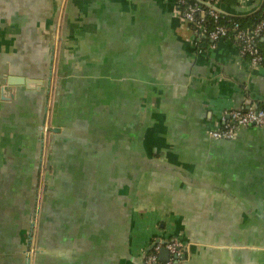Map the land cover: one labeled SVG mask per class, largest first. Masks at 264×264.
Returning a JSON list of instances; mask_svg holds the SVG:
<instances>
[{
	"label": "crops",
	"instance_id": "crops-1",
	"mask_svg": "<svg viewBox=\"0 0 264 264\" xmlns=\"http://www.w3.org/2000/svg\"><path fill=\"white\" fill-rule=\"evenodd\" d=\"M249 101L264 61L200 37L175 0H0V264H26L35 211L31 264H143L173 238L179 264H264V127L209 134Z\"/></svg>",
	"mask_w": 264,
	"mask_h": 264
},
{
	"label": "built area",
	"instance_id": "built-area-1",
	"mask_svg": "<svg viewBox=\"0 0 264 264\" xmlns=\"http://www.w3.org/2000/svg\"><path fill=\"white\" fill-rule=\"evenodd\" d=\"M182 9V14L192 29L213 45L224 38L235 39L240 54L247 58L249 64L260 67L264 61L263 51L258 43L264 39V18L253 29L245 28L237 19H226L227 14L221 7V0H175ZM51 105L47 113L44 129L45 147L49 145L51 136ZM247 127H264V107L249 101L246 108H230L224 111L222 124L209 130L212 138L217 140H233L239 131ZM170 253L168 261L161 263L160 253L163 249ZM184 246L179 239L156 240L151 250L145 255L144 264H179L184 255Z\"/></svg>",
	"mask_w": 264,
	"mask_h": 264
},
{
	"label": "water",
	"instance_id": "water-1",
	"mask_svg": "<svg viewBox=\"0 0 264 264\" xmlns=\"http://www.w3.org/2000/svg\"><path fill=\"white\" fill-rule=\"evenodd\" d=\"M48 98H46V103H45V113H44V117H43V123H42V126H41V129H40V134H39V140L41 142V144L43 145L44 143V129H45V121H46V117H47V112H48V109H49V103H48ZM51 132H55V126L54 124H52L51 128H50ZM51 133V134H52ZM52 142V135L50 136V143ZM36 211L33 212L32 216H31V227L29 229V232H28V238H27V246H26V264H31V254L32 253H37V255H39L41 252H42V248H41V245L39 244V241L37 242V244L35 245L34 244V237H35V227H36ZM39 227H40V224H39ZM38 239H39V233H38ZM33 245H35L36 247L33 248ZM164 250H166L164 248ZM149 252V250H146L145 252L142 253V257H143V264H144V258H145V255ZM169 252V251H168ZM180 260H186V256L183 255L181 257Z\"/></svg>",
	"mask_w": 264,
	"mask_h": 264
},
{
	"label": "trees",
	"instance_id": "trees-1",
	"mask_svg": "<svg viewBox=\"0 0 264 264\" xmlns=\"http://www.w3.org/2000/svg\"><path fill=\"white\" fill-rule=\"evenodd\" d=\"M237 1V0H236ZM222 2V6L225 4H228V3H231L230 0H221ZM235 2V1H234ZM233 3V1H232ZM264 18V6L263 8L258 11L257 13H255L254 15H251V16H248V17H235V16H228L226 15V19L229 20V19H237L241 22V24L247 28V29H253L256 24L259 22L260 19ZM262 38L260 37L258 39V43L263 51V55H264V42L261 41Z\"/></svg>",
	"mask_w": 264,
	"mask_h": 264
},
{
	"label": "flooded vegetation",
	"instance_id": "flooded-vegetation-1",
	"mask_svg": "<svg viewBox=\"0 0 264 264\" xmlns=\"http://www.w3.org/2000/svg\"><path fill=\"white\" fill-rule=\"evenodd\" d=\"M44 145L43 146H45V142L43 143ZM47 150L45 151V153H47L48 152V149H49V145H47Z\"/></svg>",
	"mask_w": 264,
	"mask_h": 264
}]
</instances>
